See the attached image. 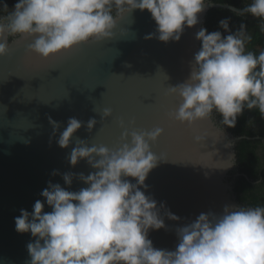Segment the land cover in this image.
Here are the masks:
<instances>
[{
    "label": "clouds",
    "instance_id": "9594fccd",
    "mask_svg": "<svg viewBox=\"0 0 264 264\" xmlns=\"http://www.w3.org/2000/svg\"><path fill=\"white\" fill-rule=\"evenodd\" d=\"M0 3L9 9L6 0ZM210 6H215V0H18L7 15L0 16V57L9 53L10 37L33 38L30 50L45 59L93 40L113 38L118 21L136 9L150 12L157 24L156 33L146 39L178 42L185 26L197 25ZM223 6L237 16L260 20L264 31V0H251L239 10ZM229 24L230 19L220 21L226 36L206 28L196 33L202 46L194 56L190 77L169 88V94L180 100L179 107L169 113L171 119L193 124L218 113L226 135L245 109H258L264 118V51L256 55L247 50L252 39L247 25L242 23L232 32ZM111 115L110 109L104 110L103 117ZM49 122L59 130L58 122L51 118ZM96 123L90 119L88 130ZM120 124L125 131L118 147L78 141L72 149V166L85 159L96 169L79 174L88 187L69 191L50 181L41 195L52 211L45 212L40 200L31 213L21 210L16 231L35 238L27 246L30 264H264V206H225L220 214L201 213L177 229L175 250L155 248L150 230L166 229L165 217L180 219L171 211L162 212L164 205L158 206L141 190L147 189L145 181L158 165L151 144L164 130L129 131L123 120ZM81 127V121L70 118L59 135V146L68 148ZM234 164V159H225L215 169L226 170ZM74 175L63 174L69 187Z\"/></svg>",
    "mask_w": 264,
    "mask_h": 264
},
{
    "label": "water",
    "instance_id": "95a60500",
    "mask_svg": "<svg viewBox=\"0 0 264 264\" xmlns=\"http://www.w3.org/2000/svg\"><path fill=\"white\" fill-rule=\"evenodd\" d=\"M215 3L199 16L194 27L185 26L181 39L162 42L146 39L157 24L147 10H133L118 21L114 37L90 41L45 59L30 50L33 38H9V53L0 57V264H30L31 233L16 231L21 210L31 213L49 182L69 191L88 187L79 174L93 169L85 159L72 166L69 156L78 141L116 148L125 131L162 128L151 144L158 165L149 174L145 194L153 197L162 212L171 211L179 220L165 217L166 229L150 230L149 239L158 249L175 250L177 229L201 213H222L225 206L243 207L235 192L238 172L235 136L219 122L193 124L171 119L180 100L169 88L186 82L202 42L196 33L205 28ZM158 35V34H157ZM105 109L112 115L103 117ZM49 118L60 124L55 131ZM70 118L82 122L68 148L57 143ZM97 121L92 131L90 119ZM130 139V138H129ZM229 144V147H225ZM227 159L235 164L215 169ZM60 174L53 175V172ZM233 172H235L233 174ZM75 174L69 187L63 174ZM136 183L134 178H127Z\"/></svg>",
    "mask_w": 264,
    "mask_h": 264
},
{
    "label": "trees",
    "instance_id": "16d2710c",
    "mask_svg": "<svg viewBox=\"0 0 264 264\" xmlns=\"http://www.w3.org/2000/svg\"><path fill=\"white\" fill-rule=\"evenodd\" d=\"M17 2L18 0H6L8 10L0 3V16L7 15ZM250 2L251 0H215V3H228L239 8ZM223 19H230L229 27L232 32H235L242 23L247 25L252 37L246 46L247 50L256 55L264 51V31L260 30V20L250 15L237 16L229 9L212 8L207 14L205 28L208 32L220 31L226 36L228 32L220 27V21ZM215 115L221 123L222 117L218 113ZM227 129L235 136H245L236 143L240 175L235 178L234 185L238 200L243 207L264 206V118L258 109H245L244 114L238 117L237 126Z\"/></svg>",
    "mask_w": 264,
    "mask_h": 264
}]
</instances>
